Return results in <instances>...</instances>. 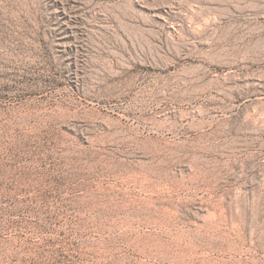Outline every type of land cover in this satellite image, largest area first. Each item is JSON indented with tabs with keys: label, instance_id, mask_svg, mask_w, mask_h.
I'll list each match as a JSON object with an SVG mask.
<instances>
[{
	"label": "rangeland",
	"instance_id": "374dc122",
	"mask_svg": "<svg viewBox=\"0 0 264 264\" xmlns=\"http://www.w3.org/2000/svg\"><path fill=\"white\" fill-rule=\"evenodd\" d=\"M232 1L0 0V264H264V126L179 119L201 63L264 87V0ZM200 102L235 110L221 127L253 109ZM148 121L178 147L151 152Z\"/></svg>",
	"mask_w": 264,
	"mask_h": 264
},
{
	"label": "bare ground",
	"instance_id": "6f19581e",
	"mask_svg": "<svg viewBox=\"0 0 264 264\" xmlns=\"http://www.w3.org/2000/svg\"><path fill=\"white\" fill-rule=\"evenodd\" d=\"M242 1L243 0H233L232 2L236 3V4H239ZM209 23H210V21H206L202 25H207ZM205 28H203V29H205ZM200 30L201 31L199 32V37H201L202 34L205 31V30L202 31V29H200ZM252 33L262 34L260 32H252ZM262 39H263V43L259 47H260L261 51H264V37H263V35L260 37L259 41L262 40ZM213 41L214 40L212 39V42ZM198 44L200 45V44H202V42L199 41ZM208 45L212 47V44H211L210 40H209V44ZM206 53H207L206 54V58L212 59L213 61L214 60L217 61L216 59H218V60L222 61V63H225V61H226L225 58L223 59V57H227L228 56L227 50L224 47H222V48H220L218 50H214V46H213V48H210V51L209 52L207 51ZM235 73H236V71L234 70L233 66L231 68H229V70L224 71L223 75L220 74L219 71H214L213 73H211L209 67H206L202 63L197 65L194 68V72H193L191 78L185 79L186 80L185 81V84H186L185 88H186V92H187V97L181 100V102L184 103V105L185 104H187V105L191 104V106L188 109H186V108L182 109V111H181L182 113H181L179 119L180 120H189V119H193V118H198V119H197L196 122H194V121L190 122L189 121L190 124H188L187 127L185 126L186 127L185 129L182 128V129H184L183 133L194 131L195 133H198L199 136H205V135H208V134L210 135V133H211V135L212 134H217V135L236 134V133H239L240 131H243V130L245 131V129H247V128L250 129L251 128L250 126H256V125H259V124L264 126V108H260L261 104L264 105V87L261 86L262 81L259 80V79H256L255 77H250L251 75L250 76H245L246 93L244 94L241 91L242 85H241V87L239 85H235V86L232 85L233 82L239 83L241 81V78L240 79L236 78L238 76H236ZM239 77H240V75H239ZM203 98L208 100V101H210V102H214V103L216 101H218V100L223 102V104H225L224 102H226V103L228 102V103L231 104L232 108H235V107L239 108L244 103H246V104L247 103H251L253 105V109H251V111H247L245 113H240L239 116L236 115L238 118L236 117L237 119H236V123L235 124L230 122L226 127H223V126L221 127L219 125L220 123L218 125L215 124L214 118L213 119H211L210 117L209 118H205L206 115L210 114L209 116L214 117V116H216L217 113L221 112V114H223L225 116L226 115L230 116V113L234 112L235 110L234 109H230L229 105H228L229 107L226 105L227 108H224L222 106H214L212 108H207V106L204 103L200 102L201 99H203ZM88 104H89V102H88ZM192 104H195V105H192ZM220 105H221V103H220ZM93 107H94V105H93ZM185 107H186V105H185ZM96 108H98V107L96 106ZM98 110H100L99 112L104 115L103 116L101 114L105 118L106 127L109 130H111L113 132H116V131L119 132V131L122 130L121 129V130L118 131V128L123 126V125H125V124L122 125V119L124 118V115L121 112L120 113L117 112V110L115 108V105L111 104V105H109V107H107V104H106V107H101V109H98ZM99 112H97L96 115ZM233 115H234V113H233ZM103 117H102V119H104ZM141 120H143V118ZM151 120L154 121V119H151ZM193 120H195V119H193ZM145 123H147V121ZM149 123H150V126L146 127L144 125L146 127V129H144L143 132H145V134L147 136V142H149L148 146H150V144L152 146V147L150 146L151 147V152L159 153L160 151H163V150L165 151V149L167 150V148L170 149V150H174V148L178 147V146H176L178 141H176V139L173 140L171 138V137L175 136L174 135L175 133L173 132L172 128L166 126L167 124L166 125L160 124L161 122L158 123V122H151L150 121ZM187 123H188V121H187ZM184 125H185V123L183 124V126ZM144 126H143V128H144ZM209 129H212V131L208 132ZM178 132H179V130H178ZM119 133H121V132H119ZM139 133H142V132H139ZM191 135L189 134V136H191ZM139 136H141V135L139 134ZM185 136H187V135H185ZM136 137H138V136L136 135ZM136 140H138V139H136ZM144 140L146 141V139H144ZM144 140H143V142H144ZM180 143H181V141H180ZM180 143H179V145H180ZM145 144L146 143H144V145ZM146 148H147V146H146ZM193 149H195V148L193 147ZM200 149H199V151H200ZM157 156H158V154H157Z\"/></svg>",
	"mask_w": 264,
	"mask_h": 264
}]
</instances>
